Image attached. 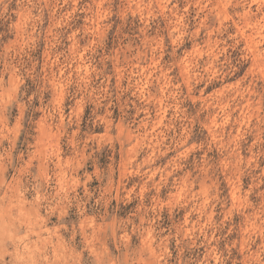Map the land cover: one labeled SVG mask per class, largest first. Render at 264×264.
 I'll return each mask as SVG.
<instances>
[{"label": "clouds", "instance_id": "1", "mask_svg": "<svg viewBox=\"0 0 264 264\" xmlns=\"http://www.w3.org/2000/svg\"><path fill=\"white\" fill-rule=\"evenodd\" d=\"M182 2L183 9L175 5L168 8V25L163 37L179 41L182 34L195 42V30L201 27V19L206 17V26L202 30L205 33L213 30L214 39L218 37L220 45L214 47L211 55L205 48V57L190 58L186 77L175 71L178 64L182 66L177 54L179 43L170 51L165 48L169 60L161 61L152 80L148 81L141 66L161 57L158 46L161 36L152 39L147 35L148 19L161 15L155 0H139L135 5L146 22L139 33L127 30V14H122L127 6L122 0H109L107 13L100 9L97 14L94 5L87 9L90 23L87 28L79 30L84 35L73 34L69 40L77 45V41L85 37L96 39L95 45H88L89 56L85 57L91 73L88 77L73 67L80 60L71 49L54 53L57 57L55 70L51 62L46 71L39 70L37 57L29 53L35 49L40 36L38 29L51 12L53 0H20L31 21L27 25L21 24L23 37L15 24L7 30H0V132L7 139V145L0 142V264H264V188H261L264 168L257 171L258 165L240 158V151L245 149L241 147L243 135L234 138L236 122L228 124L227 128L215 127L217 121L223 122L225 115L218 107L207 108L210 103H218L215 97L205 95L204 103L193 114L185 108L190 97L201 89L207 91L219 87L225 78L241 79L245 66L253 63V70L241 80L240 88L228 91L227 96L236 97L232 101L233 109L250 100V114L260 117L257 127L264 133V90L255 88L257 81L264 80V0ZM12 3L13 0H0V19L11 18L9 6ZM55 3L63 6L59 0ZM117 4H120L119 8L115 6ZM163 6L167 7V4ZM189 8L196 13L194 23L189 20ZM105 15L115 17L111 20V48L102 39L109 27ZM225 16H228L227 21ZM62 22L67 21L62 19ZM96 24L100 25L99 29ZM235 25H239L243 35ZM12 33L16 36L14 41L9 39ZM153 45H157L155 49ZM228 49H233L235 55ZM81 50L77 46V53ZM207 65L211 66L210 71H205ZM61 68L64 76L60 75ZM69 72L72 73L70 80ZM169 72L173 76V86L164 90V104L169 116L164 127L153 132L152 121L159 120L156 112L161 96L160 84L164 83L163 79L158 83L156 77ZM97 75L100 80L95 79ZM5 76L12 79H4ZM110 76L119 82L110 84ZM26 80L31 81V89L25 86ZM53 80L65 84L64 98L72 109L60 132L64 136L65 155L74 156L76 161L70 174L79 179L78 185L70 184L67 192L57 190V173L61 169L56 166L51 153H47L45 159L46 149L38 144L42 133L35 121L39 102L46 113L45 124L55 129L59 123L57 104L45 99ZM189 82L191 91L187 90ZM249 89L255 94H250ZM86 106L90 111L84 115L80 110ZM117 110L118 115H113ZM118 119L124 129L120 135H116ZM142 122H147L148 127L144 128ZM194 124L215 133L217 141L214 143L210 136H206L192 152L197 159L180 161L185 171H191L185 197H165L162 200L158 188L152 192L157 182L148 181L156 168L154 161L167 152H182ZM102 127L110 129L111 138H93L92 133ZM73 129H79L75 137L72 136ZM181 129L188 131L182 132ZM129 130L133 133L131 139ZM44 132L48 133L50 129L46 126ZM221 137L223 147L217 159L209 153L219 147ZM73 140L75 146L71 143ZM259 143L261 151L252 153L253 160L264 157V140ZM132 146L136 147L129 152ZM38 147L41 155L33 159ZM153 151L155 156L147 163L139 159ZM118 155L127 159L133 169L139 165V173L133 171L127 179L138 174L147 182L148 192L144 199H140L138 192L129 199L122 186L120 203L114 206L111 201L115 198ZM29 160H33L31 167L28 166ZM220 160L228 161L227 167ZM41 163L45 165L43 173L39 167ZM170 170L171 165L159 170L165 177L160 181V187L167 183ZM13 176L16 179H10ZM245 177H251L250 191L257 197V203L248 209V221L245 223L241 218L237 223L233 219L235 208L228 214L231 201L223 194H217V186L230 178L239 187ZM95 181H99L105 190L94 189ZM201 184L207 186V194L197 191L193 199V191ZM175 187V184H169L170 190ZM21 200L26 204L24 211H21ZM86 205L88 212L84 211ZM163 212L168 213L164 218ZM72 213L77 214L75 220L70 218ZM89 213L98 221L103 217L106 222L103 231L85 219ZM182 213L190 214L188 223ZM114 216L120 219L113 228ZM193 219L195 224L191 223ZM201 247L205 249L203 254L199 252Z\"/></svg>", "mask_w": 264, "mask_h": 264}, {"label": "rangeland", "instance_id": "2", "mask_svg": "<svg viewBox=\"0 0 264 264\" xmlns=\"http://www.w3.org/2000/svg\"><path fill=\"white\" fill-rule=\"evenodd\" d=\"M207 2V0H206ZM108 3L109 0H59V4L63 5L62 7L55 3L53 0V8L51 12L47 15L46 19L42 22L41 28L38 29L40 32L39 39L36 41V46L34 51H31L29 54L37 57L39 61V70L46 71L49 68V64L51 62V67L53 70L56 68V60L57 57L54 56V53H63L66 50L71 49L73 55L79 56L80 62L75 64L73 67L77 70V72L82 73L84 77H88L91 73L89 72V66L85 62V57L89 56L88 52V45H95L96 39L93 38L89 40L85 37L82 40L77 41V45H73L69 40V36L73 34H79L83 36V32H79L80 29L87 28L88 24L90 23V16L87 9L91 6H95L94 10L99 14L100 9H103L105 13L108 12ZM122 3L127 7L124 9L122 14H127V21L126 28L129 32H137L139 33L140 30L144 28L145 20L141 13L136 11L135 5L139 3V0H122ZM167 4V7L163 5ZM155 5L159 8L161 15L156 16L155 19L149 18L147 24L149 25L147 35L155 39L157 36H161L158 40V46L161 50V57L160 60H153L147 64L141 66V71L146 73V79L151 81L158 65L161 61H168L169 57L164 51L167 48L169 51L171 47L179 43V47L177 49V54L180 55L182 66L177 65L175 69L176 73H178L181 77H186L188 74V70L190 68L189 59L195 60L196 57H205L204 49H207V54L211 55L214 50V47H218L220 45V39L217 37L214 39V31L209 30L205 33L202 29L206 26L205 25V18L201 19V27L195 30V42L190 39H186L180 34V40H170L163 37L164 31L167 29L168 20L166 19V15L168 13V8H171L175 5L178 8L183 9L185 7L184 3L177 2V0H155ZM117 8L120 7V4L115 5ZM11 9V18L8 19H0V30H7L11 25L15 24L17 26V31L21 33L23 37V31L21 29V24L27 25L31 21L28 19L26 15V9L23 7L20 0H13V3L9 6ZM131 9V11H128ZM191 13L189 20L191 23H194V17L196 13L192 11L191 8L188 9ZM228 11L227 9L225 10ZM67 21L66 23L62 22ZM115 17H109L105 15L104 20L109 22V27L106 32L103 33L102 39L104 40L105 44L111 48L112 42V27H111V20H114ZM183 19V17H181ZM228 20V16H225V21ZM95 23V21H92ZM191 23L189 27L191 28ZM239 25H235L237 31H240L238 28ZM96 28L99 29L100 25L96 24ZM242 35V32H241ZM16 38L15 33L10 34L9 39L14 41ZM77 46L82 49L77 53ZM157 45H153L154 49ZM243 46V45H241ZM118 50V49H117ZM228 52H235L233 49H228ZM94 58V54H93ZM199 62V61H197ZM253 63H249L245 66V71L241 73V79H233L227 80L225 78V82L216 88H208L207 91L201 89L199 93L194 96L190 97L188 103L185 104L186 111L190 114L194 113V110L198 109L199 105L204 103V97L207 95L208 97H215L218 101L216 104H209L207 105L208 109L213 107H218L224 115L223 122L217 121L215 127L220 129L221 127L227 128L228 124L236 122L237 127L235 128V137L239 138L243 135V140L241 142V147L245 150L240 151L239 156L241 159L248 160V162L255 163L258 165L259 168H264V157L260 159L253 160L252 153L255 152L259 154L261 151L262 145L259 143L261 140H264V133L261 132L260 128L257 127V123L259 122L260 117L256 116L253 117L250 114V106L251 101L245 100L244 103L236 106L234 109L232 108V101L236 99V97L229 98L227 96V92L233 89H239L241 86V80L248 75L249 72L253 70ZM115 71H119V69H114ZM211 66H205V71H210ZM60 75L64 76L65 73L63 69L60 70ZM215 76V73H212ZM69 80L72 77V73H67ZM4 79L11 80L10 76H5ZM95 79L100 80L101 77L97 75ZM163 79L164 83L160 84V92L161 96L158 99L159 108L157 109L156 115L159 116V120L152 121V128L151 131L155 132L157 128H163L165 125L166 119H168L169 113L168 109L165 107L164 104V97H165V89L172 87V79L173 76L171 72L165 74L161 73L160 76L156 77L157 82ZM89 81H86V83ZM119 81L117 79L109 77L110 84H117ZM25 86L31 89L32 84L31 81H25ZM51 91L45 94V99L54 101L59 109V123L56 125L55 129H52V126L46 125V113L43 108L40 107V103L37 102V110L35 113V121L38 127L41 130V138L38 141V144L43 145L44 149H46L45 159L48 158L47 153H51V156L55 159L56 166L61 169L60 172L57 173V190H63L67 192L68 186L71 185H78V176L70 174L74 171V164L76 163L74 156L72 155H65V146H64V136L63 133L60 132V127L63 125L65 117L67 114L71 113L72 109L69 102L64 98L65 97V84L63 82H58L53 80L51 82ZM256 90H264V80H260L256 82L255 85ZM188 91H191L190 82L187 87ZM250 94H255L252 89H249ZM219 101H223L219 103ZM248 105V106H247ZM231 109V110H230ZM84 115H87L90 111L89 107H84L80 110ZM257 112L260 111L259 108L256 110ZM119 110L117 113H113V115H118ZM233 117L236 120H233ZM213 119H216L215 113H213ZM117 125V133L116 135H120L123 133L124 129L121 125L119 119L116 121ZM50 129V132L45 133V127ZM142 126L144 128L148 127L147 122H142ZM246 129L248 131H246ZM79 129H73L72 136L75 137L78 134ZM182 132L188 131L187 129H181ZM163 135V133H161ZM93 138L99 136L104 138L105 136L111 138L112 132L108 127H102L97 131L92 133ZM206 136H210L212 141L215 143L217 141V136L215 133H209L207 128L201 129L199 124H194L191 131L188 132V136L186 137L184 143L186 147L182 152L173 153L167 152L165 156H161L157 160H155L156 168L153 170L152 175L148 177V181L155 180L157 183L153 185L152 192H155L158 188L160 198L163 200L165 197L169 199L173 197H178L183 199L186 194V189L188 186V177L191 175V171H185L184 164L180 161H194L197 159V156L193 155L192 152L195 151V145L201 143ZM128 137L131 139L133 137V133L131 130L128 132ZM0 142H3L7 145V139L5 138L3 132H0ZM165 142L167 143V137H165ZM73 146H75V141L71 142ZM140 140L137 137V145H139ZM150 147L151 145H147ZM99 147V145H98ZM136 146H132L129 148V152L133 151ZM223 147V139L220 138V145L217 147L213 153H209L210 155H214L217 159L220 157V149ZM41 155V150L38 147L37 150L33 153V159L39 157ZM155 156V152H149L147 156L139 157L140 160L147 163L148 161L152 160ZM202 158V157H201ZM118 160V171L116 173L114 183H115V190H114V199L111 201L112 205H119L120 203V195H121V187L124 188V195L126 198H131L134 193L140 194V199H144L145 193L148 192L147 182L142 181L141 177L137 174L131 180L127 178L132 176L133 171L139 173V165L136 166L135 169L129 167V161L125 159L122 155L117 156ZM33 160H29L28 166L31 167ZM135 163V160L132 161ZM220 163L224 164L227 167L228 161L220 160ZM171 165V170L167 172V183L165 186L160 187V181H164L165 177L160 174L161 168H168ZM41 171H45V165L41 163L39 165ZM178 174V175H176ZM10 179H16V177H10ZM19 183V180H17ZM169 184H175V189L169 188ZM251 177H245L239 187H237L230 178L225 179L223 183L217 186V194H223L231 201V205L229 206V213L231 214L233 211V207L235 208V216L233 219L237 222H241V218L246 223L248 221V209H250L253 205L257 203V197L253 195L250 191L251 189ZM93 188H99L100 191H104V187L100 184L99 181L93 182ZM195 188V186H194ZM264 188V185L261 186ZM77 191L79 188L77 187ZM200 191L203 192L205 195L207 194V186L201 184L199 188H195L192 193V198H195L196 192ZM97 196H99V192H97ZM26 209V204L23 200H21V211ZM215 209V206H214ZM85 212H88V206H85ZM168 215L167 212L162 213V218ZM184 216L185 222L188 223L189 213H182ZM77 214L72 213L70 214V218L75 220ZM86 220L91 222V225L95 226L98 230L103 231L106 222L104 221L103 217L100 218V221L97 218L89 213L85 217ZM120 217H113L111 224L113 228L117 220ZM53 224L55 223V218H53ZM192 224H195V220L191 221ZM48 231V229H46ZM205 249L201 247L199 252L203 254Z\"/></svg>", "mask_w": 264, "mask_h": 264}, {"label": "bare ground", "instance_id": "3", "mask_svg": "<svg viewBox=\"0 0 264 264\" xmlns=\"http://www.w3.org/2000/svg\"><path fill=\"white\" fill-rule=\"evenodd\" d=\"M238 28H239V26H238ZM240 30V29H239ZM241 31V30H240ZM242 32V31H241ZM242 35H243V32H242ZM248 106V105H247Z\"/></svg>", "mask_w": 264, "mask_h": 264}]
</instances>
